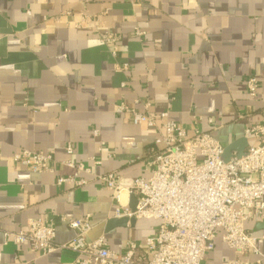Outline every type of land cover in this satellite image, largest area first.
Returning a JSON list of instances; mask_svg holds the SVG:
<instances>
[{
    "label": "crops",
    "instance_id": "0c3cea01",
    "mask_svg": "<svg viewBox=\"0 0 264 264\" xmlns=\"http://www.w3.org/2000/svg\"><path fill=\"white\" fill-rule=\"evenodd\" d=\"M82 13L97 17L96 27H76ZM135 28L144 35L135 36ZM97 31L119 35L116 59ZM116 62L128 70L115 72ZM251 76L259 83L254 98L245 90ZM146 101L149 113L167 112L189 134L206 132L231 146V157L245 153L253 140L244 131L264 109V0H0V264H75L69 250L39 257L28 246L4 243L3 232L24 230L36 218L51 221L59 245L74 237L62 219L89 216L88 240L102 236L117 253L134 241L137 255L148 257L144 242L159 221L138 218L107 229L122 218L92 175L77 174L88 181L82 187L56 184L75 174L60 165L68 159L96 175L114 172L123 183L148 178L157 133L113 109L123 102L145 112ZM18 149L53 151L54 172L15 166ZM259 225L248 221L245 229L264 235ZM221 236L217 230L204 264L233 259ZM256 246L264 250V240Z\"/></svg>",
    "mask_w": 264,
    "mask_h": 264
},
{
    "label": "built area",
    "instance_id": "2783aa9c",
    "mask_svg": "<svg viewBox=\"0 0 264 264\" xmlns=\"http://www.w3.org/2000/svg\"><path fill=\"white\" fill-rule=\"evenodd\" d=\"M98 19L85 13L74 23L76 27L95 26ZM96 27V26H95ZM99 41L111 56H118L120 37L112 31H97ZM137 37L144 35L134 29ZM128 70V65L115 63V72ZM125 85L121 84L123 88ZM259 83L253 76L245 81L246 94L256 97ZM138 112L123 102L115 103L117 113L129 115L133 125H144L157 133L148 149V178H136L123 183L114 172L96 175L93 169L70 159L60 165L75 171L74 175L59 176L56 184L82 187L88 183L77 178L78 173L92 175L116 202V218H144L159 221L156 233L144 242L147 258L138 256L139 246L128 241L122 252L106 247L104 238L88 240L92 229L90 217L62 219L74 232L67 243L55 244V228L51 221L36 218L27 222L21 231L3 232L4 243L28 246L43 257L61 249L77 254L75 264H204V258L214 249L216 231L221 230L223 243L232 251L233 259L224 264H264V250L257 242L264 240L261 231H248L245 223H264V109L261 120L244 131L253 143L241 157L223 160L224 146L209 133L195 130L189 134L183 127L169 120L167 112ZM209 124L212 119H207ZM95 136L97 131H93ZM102 143H100V148ZM66 155H73V147H63ZM53 151L38 152L18 149L11 163L33 173H52ZM134 209L129 207L130 197ZM252 255L254 260H243Z\"/></svg>",
    "mask_w": 264,
    "mask_h": 264
},
{
    "label": "water",
    "instance_id": "95a60500",
    "mask_svg": "<svg viewBox=\"0 0 264 264\" xmlns=\"http://www.w3.org/2000/svg\"><path fill=\"white\" fill-rule=\"evenodd\" d=\"M230 149H232V147H228L226 149H224V154H223V160L226 162L228 161L231 156H230ZM244 153L242 151H238V154H237V157H241L243 156ZM134 206H135V199L133 196L130 197V202H129V207L131 208V210L134 209ZM133 218L132 219H127V218H122V219H118V220H110L107 224V229H110L112 227H115V226H124L127 222H130V223H133ZM259 226H264V223H262V225H259Z\"/></svg>",
    "mask_w": 264,
    "mask_h": 264
}]
</instances>
